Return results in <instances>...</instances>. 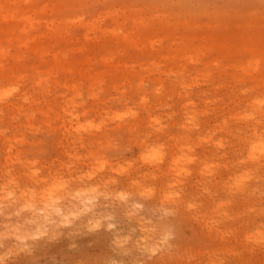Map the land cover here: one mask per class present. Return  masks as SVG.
<instances>
[{
  "label": "rangeland",
  "instance_id": "rangeland-1",
  "mask_svg": "<svg viewBox=\"0 0 264 264\" xmlns=\"http://www.w3.org/2000/svg\"><path fill=\"white\" fill-rule=\"evenodd\" d=\"M9 1L17 18L0 12V196L15 199L0 201V244L18 243L2 225L30 230L41 207L102 210L113 193L143 185L153 195L132 203L146 210L179 201L170 248L154 260L264 264V153L252 150L264 139V79L242 69L255 56L251 35L264 43V21L225 17L264 0ZM104 28L142 43L111 35L106 59L92 42ZM153 148L157 158H146Z\"/></svg>",
  "mask_w": 264,
  "mask_h": 264
},
{
  "label": "clouds",
  "instance_id": "clouds-1",
  "mask_svg": "<svg viewBox=\"0 0 264 264\" xmlns=\"http://www.w3.org/2000/svg\"><path fill=\"white\" fill-rule=\"evenodd\" d=\"M154 191L141 185L136 192L113 193L102 210L50 211L44 206L30 230L13 233L9 225H2L6 233L16 234L18 243L0 244V264H163L152 257L170 248L179 201L165 198L159 209L147 210L142 203H132ZM13 199L11 192L0 196V201ZM6 207L0 204V214Z\"/></svg>",
  "mask_w": 264,
  "mask_h": 264
},
{
  "label": "bare ground",
  "instance_id": "bare-ground-1",
  "mask_svg": "<svg viewBox=\"0 0 264 264\" xmlns=\"http://www.w3.org/2000/svg\"><path fill=\"white\" fill-rule=\"evenodd\" d=\"M30 1L31 0H28L27 2H30ZM13 3H15V2H12V1H9V0H1L0 1V12L5 10V14L11 15L13 18L16 19L17 17L13 13H11V10H10V8L12 7ZM181 8H183V7H181ZM211 11L213 12L214 15H221L222 17H224V12L221 11V9L218 10V9L212 8ZM229 12L230 13H226L225 14V17H228V16L234 17L235 19L238 20V24H241L243 22H248L249 23V22H251L252 20H255V19H257L255 21H260V22L264 21V6L259 7V8L238 10V11H229ZM176 22L179 23L178 21H176ZM228 22L229 21L219 20L217 22V25H218L217 27H225V28H227L228 26H230V24ZM165 23H166V21H162L160 24H161V26H164ZM177 23H173V24H177ZM16 30L24 32V31H26V28L17 26V29H15L14 32H16ZM11 33H13V31H11ZM120 33L121 32L116 31V28L115 29L104 28V29H102V34H99L98 36H96L95 38L92 39L93 43H97L100 47H102L104 49V53H102V54H103V56H105L106 59L111 57V54L106 56L109 53L108 42H109V36H111V35L117 36V37H122L123 39H128V38L132 37V40L136 41L138 44L142 43L141 40H140L141 37L133 36L127 30H125V32H123L121 34ZM245 34L246 33H244V34L241 33V36H244ZM253 37L254 36L251 35V38L246 41L245 48L250 50V51H253L255 53V56L251 57L246 62V65L242 66V69L246 70L245 71L246 73L248 71L250 73H254V72L258 73L260 75V77L262 79H264V66L262 67V69L258 68L260 62L264 60V54L260 53L262 51L263 47H264V43L261 44V45L260 44L257 45V43L253 40ZM33 38H35V37H33ZM149 39H150L149 37H147V38L145 37L144 42L148 43ZM87 41H90V40H86V42ZM243 41H245V39H243ZM87 46H90V44H88ZM1 49H2V47L0 46V52H1ZM32 49L34 51H36V52H40L42 49H45V45L35 46ZM82 51L84 52L85 49H83ZM60 52H62L61 49L57 48L56 53H55L54 56L56 57ZM103 56L100 55V58H102ZM63 57L67 58L68 56H67L66 53H64ZM78 58H81V59H77L78 61H81V62H86V61H88L90 59V57L88 56V53H85L83 56L78 57ZM69 60H71V59H69ZM74 61L76 62V60L73 58L72 62L75 64ZM119 66L120 67H124L125 65H119ZM116 69H117V71H120V72H124V71L128 70V68L121 69V70L118 69V68H116ZM128 75L129 74L126 73V76H128ZM140 84L141 83L139 82V85ZM73 87L75 88V90H79L80 84L79 83H73ZM259 103L260 104H264V99L260 100ZM255 135H256V132H254L253 136H255ZM260 145H261V141L256 142L252 146V150H255Z\"/></svg>",
  "mask_w": 264,
  "mask_h": 264
},
{
  "label": "snow or ice",
  "instance_id": "snow-or-ice-1",
  "mask_svg": "<svg viewBox=\"0 0 264 264\" xmlns=\"http://www.w3.org/2000/svg\"><path fill=\"white\" fill-rule=\"evenodd\" d=\"M123 115H129V113H124ZM89 124H91V122H89ZM93 126H95V125H93ZM81 127H84V125H81ZM260 150H261L262 153H264V139H262V141H261V148H260ZM159 153H160V150L158 148H153L150 152H148L146 154V158L155 159V158H157V156L159 155ZM206 167L209 168V170H210V166H207L206 165ZM148 191L150 192L151 189H148ZM173 195H179V193H174ZM189 206L190 207H194L195 205L190 204ZM165 238H167V237H165Z\"/></svg>",
  "mask_w": 264,
  "mask_h": 264
}]
</instances>
